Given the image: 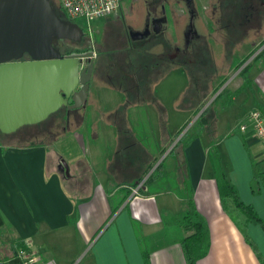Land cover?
<instances>
[{"label": "crops", "instance_id": "crops-1", "mask_svg": "<svg viewBox=\"0 0 264 264\" xmlns=\"http://www.w3.org/2000/svg\"><path fill=\"white\" fill-rule=\"evenodd\" d=\"M243 2L239 0L232 6L233 14L247 9L252 15H232L229 21L221 17L219 29L223 30L217 34L216 41L223 50L219 55L232 56L229 60L222 58L229 70L264 40V0ZM169 35L175 40L178 33ZM57 48L60 51V45ZM153 67L146 71L149 77ZM146 69L127 71L120 83H94L81 112L69 114L66 126L75 124L83 129L75 139L81 153L72 155L69 163L64 160L68 174L49 150L66 135L79 133L73 128L51 141L16 139L20 135L0 132V241L8 244L23 240L37 254L35 264H187L180 239L189 230L181 221L169 226L165 219L183 216L190 194L195 216L206 226L210 241L207 253L196 264H264V150L252 128L235 132L217 120V127L216 122L179 150L180 160H167L166 172L150 184L153 192L148 191L150 185H145L146 192L125 197L130 188L125 184L140 180L152 160L158 158L147 177L173 147L178 139L160 154L172 135L185 126L187 110L191 109V102L183 98L187 82L170 110L156 96L160 81L170 71L180 70L187 80L185 65L169 66L163 71L155 67V78L143 79ZM251 73L249 68L234 90L245 79L247 86L232 96L231 104L220 109L218 116L236 103L243 106L249 100L253 105L243 118L255 109L264 112V73L255 77ZM254 84L263 95L260 104L247 92ZM104 90L112 93L110 98H104ZM113 98L117 102L109 103ZM123 103L130 109L119 110ZM212 144L229 182L243 204L257 213V219L244 222L239 211L231 216L223 209L209 159ZM117 148L119 152L104 155ZM187 182L191 191L187 190ZM238 222L244 223L243 229L262 261ZM6 264L23 262L14 257Z\"/></svg>", "mask_w": 264, "mask_h": 264}, {"label": "water", "instance_id": "water-1", "mask_svg": "<svg viewBox=\"0 0 264 264\" xmlns=\"http://www.w3.org/2000/svg\"><path fill=\"white\" fill-rule=\"evenodd\" d=\"M83 35V28L59 15L50 0H0L1 133L39 123L61 107H85L94 54L64 56L57 48L59 40L80 41ZM59 167L68 174L64 161Z\"/></svg>", "mask_w": 264, "mask_h": 264}, {"label": "rangeland", "instance_id": "rangeland-1", "mask_svg": "<svg viewBox=\"0 0 264 264\" xmlns=\"http://www.w3.org/2000/svg\"><path fill=\"white\" fill-rule=\"evenodd\" d=\"M245 2L247 3L248 1H245ZM130 4H131V0H127L124 4L126 9L119 5V8L116 10V12L109 14V15H104L100 18L95 19L88 27L82 24L87 34L86 35L87 38H89L90 41L92 40L93 42L97 44V48L99 49L100 53H102V55L106 56L108 54L112 62H113L112 59L115 58V55H116L114 50L115 49L118 50L117 47H121L119 44L116 45L117 32L118 33L119 31L123 32L125 30L126 25L129 24L130 21L132 20H134V24H137L139 22V18L136 17L134 13H132L131 11H127V8L128 6H130ZM232 13H233L232 7L226 4H221L220 6H217L215 9H213L212 7H209L207 11V17L209 21L206 22L207 32L204 37L205 42H203L202 48L200 50L199 59L197 58L196 60L192 61V63L190 64L188 63L187 70L184 69L186 76H187V80L185 76L181 75L180 70H173V71H170L168 75L165 76L158 85L156 96L158 98L163 99L165 105L167 106V109L170 110V108H172L173 105H175L173 99L178 98V96H180L179 95L180 91L183 89L184 84L186 82H187L186 96L188 98H196L194 101H191V105L192 104L195 105L198 101H200V99L207 98L208 95L212 93V91L215 88H218V87L219 88L216 90V92L211 97H209L207 102L211 101V99L213 100L218 93H222V96L220 98H222L221 100H224L225 98H227L226 96L227 92L226 93L223 92L225 89L227 90L229 89L230 90L229 92H231L237 87V85L241 84L242 80L245 78V74L240 75L239 72L235 70L234 68H230L229 70V65L225 66V64L222 61V58L226 59L224 58L226 55L224 56L219 55L220 52L223 51L222 45L220 44V42L216 41L219 30H223V29H219V26L221 25V22H220L221 17L224 16V18L229 21L230 17L232 16ZM247 14H248V11L246 9L245 12L243 11L241 13L234 12L233 15L245 17ZM226 24L227 23H223V25H226ZM135 26L138 27L139 25H135ZM182 29L183 28L179 27L178 25H171L168 28V32L174 35V31H175L178 33V37H182V33H183ZM200 33H203V31H201ZM244 35L245 37H247L246 34ZM260 39L261 37L257 38L258 41L256 43H259ZM261 42H260V46L247 59V63H251V67H250V69L252 68L251 74L254 75L252 77H255L258 73L259 74L264 73V43L261 44ZM126 46L128 47V45ZM143 46L144 47L142 51L135 50L133 54H130V53L127 54L126 51L125 52L123 51V52L125 53L126 58H129L134 63L137 64V63L144 62L148 65V68L143 72V79H144V78L149 77L146 71L150 69L151 65L154 64V60L152 59V57L154 56L150 54V56L148 57L145 53H141V52H144V50L146 52L149 48L148 44L143 45ZM157 49L159 48L157 47H154L153 49L152 47L150 48V50L153 53L157 51ZM261 51L263 53L259 57H257L256 60L252 61L253 58L257 54H259ZM130 52L132 53V51ZM227 60H229V58ZM153 68H154V71H151V73L149 71V74H150L149 78H155V67ZM160 74H162V72L159 73V75ZM223 78H226V80L222 83L221 86H219ZM114 84H112L111 86L117 87V85H114ZM103 92H104L103 93L104 98L111 97L112 93L109 90H104ZM247 92L250 93V95H253V97L256 98L257 103L260 104L261 101L259 100L261 99V97H263V95L261 94L260 89L256 84H254L251 90H248ZM183 98H186V97H183ZM116 99L117 98H113L109 100V103H114ZM251 105H253V102L251 100H249L243 106L242 104L240 105L239 103H236L234 107L227 108L225 111L219 114L217 120L219 119L221 120L222 126L228 127L230 129H233V131L237 132L239 129H241L240 128L241 124L243 123V120L245 119L242 117L244 112L249 110L251 108ZM126 108L130 109L129 104L123 103L122 105L118 106V109L121 111H123ZM189 108H191L190 110H187L188 111L187 118L189 119H187V123L181 129V133L179 135H181L182 133L184 134L188 129L191 130L192 123L195 121V120L193 121L194 118L193 116H191V114L193 113L192 106H190ZM170 113L172 112L170 111ZM218 124L219 123L217 122L216 127ZM251 128H252L251 122L249 120H246V130H251ZM69 129H72L73 131H76L79 133H77L76 135H72V136L66 135L67 137H64V139L59 140L57 145H53L49 150L53 158H56L57 160L60 159V161L65 160L68 163L70 162L72 155L81 153V150H79L80 146L76 145L75 143L78 141H76L75 139L80 137V133H81V130L83 129V126L80 127V125H78V127H76L75 124H72L70 127L69 126L67 127V130ZM84 137H85V142L88 141V138H89L88 135ZM16 139H24V138L20 137ZM41 139L44 141H48L49 138L43 135ZM118 149L119 148H117L116 150H108L106 154L104 153L103 154L104 155L114 154L116 151L119 152ZM60 155H63V157L59 158ZM145 157H147V155H145ZM145 161H146V158H145ZM166 163H167V160H166ZM145 177H142V180ZM169 182L171 186L174 187L173 185H175V182L173 181L172 177L169 178ZM153 190L154 188L150 186V192H153ZM168 217H170L169 220H167L168 218H166L165 220L168 221L169 226H170L173 223L177 224L178 222L176 221H180L182 216H179V215L175 216V219L171 216H168ZM173 219L175 220V222ZM6 242L7 241H5L4 243Z\"/></svg>", "mask_w": 264, "mask_h": 264}, {"label": "flooded vegetation", "instance_id": "flooded-vegetation-1", "mask_svg": "<svg viewBox=\"0 0 264 264\" xmlns=\"http://www.w3.org/2000/svg\"><path fill=\"white\" fill-rule=\"evenodd\" d=\"M50 1L55 6L59 15L69 19L56 0ZM126 1L127 0H120V6L124 7ZM238 1L239 0H131L128 10L139 18V22L134 24V20H132L126 25L123 32H117L116 45L119 44L121 47H117L118 50H114L116 55L115 58L112 59L113 62L108 54L104 56L100 53L97 44L87 38L85 29L82 24L77 21L74 22L78 23L84 31L82 39L80 41L63 39L59 41L60 43H58V46L60 45V52L64 56L74 53L83 54L90 51L93 52L94 55L92 60L94 65L89 84L90 93L94 83L100 82V80L120 83V80L128 73L127 71L132 72L134 68L139 71L141 67L148 68V65L144 62L136 64L130 59L128 62V58H126L124 53L126 51L128 54L132 51L131 54H133L135 50L142 51L143 45L146 44L149 45L148 50L146 52L144 50V52L141 53H145L148 57L152 54L154 56L152 57L154 60L153 66L159 71H163L167 67L173 65H185L187 67L188 63L190 64L200 57V50L203 42H205L204 37L207 32L206 22L209 21L207 17L209 7L215 9L221 4L233 6ZM247 15L252 14L248 13ZM178 24L183 28L182 37L176 35L177 38L173 40L169 35L168 28L171 25ZM135 25L139 26L136 27ZM154 30L158 31L155 32ZM201 31H203V33H200ZM135 32L138 33L135 34ZM146 32L147 34L145 35ZM136 35H140L141 37L132 39V36ZM124 45H128V47ZM151 47L152 49L154 47L159 49L153 53L150 50ZM96 65L97 68L95 70ZM98 67H102L101 77L97 75ZM60 109H63V107L59 108L57 111ZM78 109L81 111V107ZM52 114L49 115V117H51Z\"/></svg>", "mask_w": 264, "mask_h": 264}, {"label": "trees", "instance_id": "trees-1", "mask_svg": "<svg viewBox=\"0 0 264 264\" xmlns=\"http://www.w3.org/2000/svg\"><path fill=\"white\" fill-rule=\"evenodd\" d=\"M263 43L264 40L261 42V44ZM257 48H255L245 57H243L238 62L233 64L232 67L235 70H238ZM262 53L263 52L261 51L259 54H257L252 61L256 60L257 57H259ZM227 57L230 58L232 56L229 54ZM250 66L251 63H247L245 66L241 67V69L239 70V74L240 75L246 74ZM96 68L97 65L95 67V70ZM101 71H102V67L100 68L98 67L97 75L99 77H101ZM225 80L226 78H223L219 86H221ZM247 81L248 80L245 79V82L239 88H237L234 91H231L232 93L229 92L230 91L229 89L228 90L225 89L223 92L225 93L227 92L226 95L227 98H225L224 100H221L222 98H220L222 96V93H218L216 95V97L209 103V105L199 114V116L192 123V129L191 130L188 129L176 141L173 147H171V149L168 151L167 155L147 175L142 186L139 189V193L146 192L147 190L144 189V186L145 185L148 186L154 181H156L159 178V176L163 173V171L166 172V160H168L169 158L180 160L179 150L181 148L184 149L185 147L190 145V143L193 140L197 139L204 131H206L209 127L212 128L213 125H215L218 119V115H217L218 111L231 104L232 96L238 94L241 90L245 89V87L247 86L246 85ZM218 88H215L212 91V93L208 95L207 98L200 99V101H198L195 105L193 104L191 105L190 103V106H192L193 109L194 116L202 109V107L207 103L209 97H211ZM185 97L187 98V102H191L196 99V98H188L186 96V93H185ZM74 112L80 113L81 111L78 108L68 109L66 107H63V109H60L59 111L52 114L51 117L46 118L45 120L36 124L24 125L19 129H17L15 132L9 133L8 135L10 136L13 134L20 135V137L24 139L28 138L30 140L41 139V137H43L44 135L45 137L49 138L48 141H51L66 131L67 129L66 122L69 119V114ZM181 129L172 135L169 144L167 145L166 148H164V150L161 151L160 154H163L167 150V148H169L174 143V141L181 133ZM157 159L158 158H154L152 160V162L146 168L142 177H145V175L152 169ZM209 159L212 165L213 174L223 209L231 216L233 211L235 210L239 211L245 217L244 222H247L251 219H257L258 218L257 213L253 210V208L250 205L243 204V202L239 198L236 189L229 182L226 173L223 169L222 163L220 161L218 150L214 144L211 145ZM142 177L137 182L125 184L130 187L129 189H127L125 197L131 193L132 187H136L142 181ZM150 186L148 187V191H150ZM188 189H190L191 191L190 185L187 182V190ZM229 202L230 203L232 202L231 205ZM195 215H196V211L192 201V195L189 194L187 196V212L181 217L180 220L181 223H183V225L185 226V229L189 230V233L186 234L185 236H182L180 239V244L185 254L187 264H196V261L207 253L210 245L209 235L206 226L202 222H200ZM238 225L241 227L246 241L253 247L257 257L262 261V257L257 247L255 246L249 235L246 233V231L243 229L244 223L238 222ZM20 251H24V252L30 251V248L23 240L15 239L8 244L4 243L3 241L0 242V264H6V262L9 259L17 257ZM144 257L146 261L147 255L144 254Z\"/></svg>", "mask_w": 264, "mask_h": 264}, {"label": "built area", "instance_id": "built-area-1", "mask_svg": "<svg viewBox=\"0 0 264 264\" xmlns=\"http://www.w3.org/2000/svg\"><path fill=\"white\" fill-rule=\"evenodd\" d=\"M65 15L88 27L95 19L109 15L119 8L120 0H56ZM84 28V27H83ZM246 120L251 122L253 133L260 140L264 150V112L261 109L251 111L243 120L241 130L246 128ZM145 179L131 188L132 195H138ZM23 264H35L37 254L32 250L20 251L18 256Z\"/></svg>", "mask_w": 264, "mask_h": 264}]
</instances>
